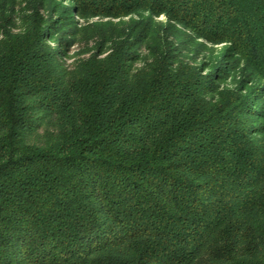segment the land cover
<instances>
[{
  "label": "trees",
  "instance_id": "16d2710c",
  "mask_svg": "<svg viewBox=\"0 0 264 264\" xmlns=\"http://www.w3.org/2000/svg\"><path fill=\"white\" fill-rule=\"evenodd\" d=\"M0 264H264V0H0Z\"/></svg>",
  "mask_w": 264,
  "mask_h": 264
},
{
  "label": "rangeland",
  "instance_id": "374dc122",
  "mask_svg": "<svg viewBox=\"0 0 264 264\" xmlns=\"http://www.w3.org/2000/svg\"><path fill=\"white\" fill-rule=\"evenodd\" d=\"M161 21H163L164 22V19H160ZM78 24L80 25V24H82V22L81 21H78ZM202 44V43H201ZM206 47V49H208V51H209V49H211L212 51H216V50H219V48L218 47H212V46H210L209 44H205V43H203V46L202 47H200V49L205 53H209V52H207V51H205V50H203L204 48L203 47ZM75 50L76 49H72L71 50V52H70V55H69V57H67V59H66V63L67 64H70L71 63V61H72V59H70L71 57L70 56H72V54L75 52ZM203 53V54H204ZM200 59H199V61L198 62H201L202 61V55L199 57Z\"/></svg>",
  "mask_w": 264,
  "mask_h": 264
}]
</instances>
